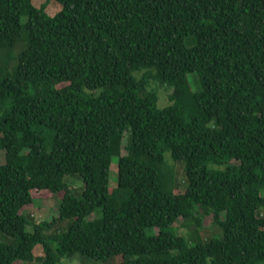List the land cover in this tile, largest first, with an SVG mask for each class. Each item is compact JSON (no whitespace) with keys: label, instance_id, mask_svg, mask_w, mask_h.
<instances>
[{"label":"trees","instance_id":"obj_1","mask_svg":"<svg viewBox=\"0 0 264 264\" xmlns=\"http://www.w3.org/2000/svg\"><path fill=\"white\" fill-rule=\"evenodd\" d=\"M54 1L0 0V264L37 245L42 264L264 262V0ZM152 83L172 90L161 109ZM54 197L52 220L24 214ZM205 215L219 236H198Z\"/></svg>","mask_w":264,"mask_h":264},{"label":"rangeland","instance_id":"obj_2","mask_svg":"<svg viewBox=\"0 0 264 264\" xmlns=\"http://www.w3.org/2000/svg\"><path fill=\"white\" fill-rule=\"evenodd\" d=\"M32 4L39 8L41 5L46 6V12L49 16H54L56 13H58L61 10L60 4H58L54 0H31ZM188 46H191V42H187ZM23 47V39H21L15 47L10 51V60L15 58L17 54L22 50ZM3 53H1V56ZM15 63V62H14ZM190 87L192 91H195L196 87V79L194 78V74H188L187 76ZM151 88L154 89L158 95V101H157V107L158 108H163L164 106H167L168 104V98L167 96L170 94L172 91L170 88L166 86H160L157 84L152 83ZM126 144V137L124 136L123 141H122V150H121V155H125L126 151L124 149V146ZM164 164L161 167V174L164 177V181H168L169 177L171 178V183L170 186L173 189H177L180 191H184L187 188V181L185 178V174L183 173V163L181 161H173L170 153L165 152L164 153ZM4 163V152H0V165ZM117 165H116V160H112V164L110 165V170H109V185L111 187L116 186V181H117ZM64 181L67 183L68 187L74 190L75 195L78 196L82 193L83 191V181L77 177V176H65ZM60 207V200L57 197H54L53 199L45 200V201H40L36 200L33 202L32 206L27 208L24 211V214L26 216H30L32 221L34 223L41 222V221H50L54 217L57 216L58 209ZM195 216H200V213H195ZM69 224V221H66L65 223L61 224H54L50 233H59L63 232L67 229V226ZM31 227L28 226L27 231L31 232ZM198 230V236L202 239H208V238H213L217 237L221 234V232L217 229V226L214 225L212 216L211 215H205L201 217V228H196ZM49 232V231H48ZM47 232V233H48ZM220 233V234H219ZM176 234L179 236H185V237H190L194 236V230L193 227H188L187 228H179L176 231ZM0 243H7L10 244L12 243V239L10 237H6L3 233L0 232ZM190 243V242H189ZM192 244V243H190ZM34 255L35 259L34 261L30 263H18V264H42L39 258L42 256V249L40 245H37L34 248ZM61 264H90L86 262H81L78 256H74L71 259L68 258H63L61 260ZM257 264H264V262H258Z\"/></svg>","mask_w":264,"mask_h":264}]
</instances>
